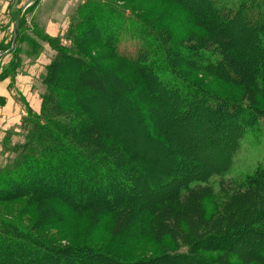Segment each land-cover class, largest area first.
I'll use <instances>...</instances> for the list:
<instances>
[{
    "label": "trees",
    "instance_id": "1",
    "mask_svg": "<svg viewBox=\"0 0 264 264\" xmlns=\"http://www.w3.org/2000/svg\"><path fill=\"white\" fill-rule=\"evenodd\" d=\"M187 7L191 15L204 23L208 31L217 37L218 42H215V45L209 46V41L207 47L199 44L197 49L172 46L138 13L129 10L125 5H119L115 0H87L78 6L81 24L77 26L72 22L71 44L69 47H59L56 50V56L52 58L43 75L42 84L45 85V90L42 96V112L33 114L27 109L21 129L18 132L9 131L13 133L7 134L2 142L5 151L1 155L4 159L0 161V200H5L6 196L15 197L23 194L40 207L48 204L50 216L47 219L50 220L59 218L56 205L65 206L74 213L93 210L95 207L102 208L108 211L103 213L120 216L123 226L117 233L121 241L141 238V225H145V222L156 214V209L149 210L146 214L148 210H140V204L137 206L132 204L135 195L131 192L135 191L136 187L131 181H138L145 171H150L148 166H156L158 161L151 158L149 165L141 163L139 158L143 156L147 160L148 156L143 155L142 151L132 154L122 144L119 136L123 135L124 130L113 129L117 124L119 125L116 119L118 116L115 119L110 118L105 109L110 100L108 95L114 93L117 97L119 94L106 77L111 66L105 67L102 58L94 59L83 48L89 43H94L100 48L104 47L109 50L113 59L121 63L119 66L121 70L122 67L129 73L133 70L130 78H134L135 83L130 85L129 89L132 90L130 97L142 108L141 111L146 119H156L154 111L162 108L161 100L168 94L180 97L181 104L175 103V108L179 109L180 105L183 108L177 110L175 116L180 123L190 118L193 122L192 117L204 110L205 103H209L212 109L225 106L222 108H228L230 113H225L226 118L234 119L240 116V112L244 113L238 110L239 102L232 99L220 101L214 94L202 90L199 85L187 80V75L181 71L177 62L183 58L184 66L189 65L192 69L214 74H226L230 76L226 77L227 79L237 81L230 65V61H233L231 59L236 55L231 50L234 45L227 46L222 40L224 35L228 36L225 27L232 25L237 17L243 15L248 17L252 14L249 23L253 20L256 22L252 23L254 26L250 32L254 33L255 46L264 53V0H198ZM22 27L21 20L19 36ZM110 35L112 38L108 40ZM92 36L96 39L93 40ZM124 36L131 40L141 37L137 41L134 40L138 50L134 51L133 55L120 49ZM37 37L47 41L44 32L36 33ZM144 37L147 41H143ZM38 48L41 49V46H35V49ZM16 68L19 69V65L13 67L12 75L17 72ZM259 69H257L258 74L254 69L257 75L254 76L253 84L263 89L264 75L261 74L263 69L261 67ZM3 76L7 74L0 75V78ZM140 96L141 100L148 97L146 100L149 103L141 101ZM59 101L65 103L64 109H57ZM194 102H198L199 107ZM244 109L253 120L252 126L258 124L261 128L264 125L263 111L258 112V108L252 105H245ZM235 122L237 126L241 124L239 119ZM226 126L230 128L228 123ZM150 127L153 128L152 125ZM94 133L104 135L108 139H103L104 143H102L100 139L95 138ZM242 136L243 133L232 134L230 144L223 148L225 150H218L219 155L225 156L222 158L223 161L227 154L228 161L231 160L232 154L240 147ZM108 140L112 142L108 143ZM233 143L234 147H232ZM103 144L104 146H101ZM111 149L115 150L113 155L110 153ZM122 153L125 154V162L120 158ZM126 160L129 164H126ZM88 170L93 173L86 172ZM142 170L140 176L134 173ZM174 176H170L168 180L171 181ZM244 177L247 188L235 193V200L238 197L236 202L239 206L230 207L234 212L232 216L234 223L224 225L218 234L208 233L205 239H192L188 242L190 244L188 248L166 255L178 260L173 264H241V262L245 264L241 259L248 257L247 255H253L255 260L264 263V164L257 165ZM199 181L210 182V179L191 183L187 181L183 186L180 183L175 184L176 187L172 184L168 189L176 190L175 193L164 195V202H158V206L173 200L177 202V197L188 193L187 190L191 191L203 185L196 183ZM55 183L63 184L61 191L49 190L45 186ZM205 185L210 186V184ZM84 187L87 193L80 191L77 193L76 190ZM96 194L100 195V198L92 202L88 200L81 204L76 200V198L81 199L82 196L93 197ZM103 196L104 198L106 196V199H102ZM240 206L242 208H239ZM132 227L136 229L131 230ZM238 240L245 243L258 240L259 243L253 248L245 249L243 244H238ZM210 242L215 243L216 246L213 247H216V250L228 254L227 259L221 258L220 255L213 261L202 257V251L213 250L212 247L210 248L212 244ZM195 244L199 247L195 248ZM82 247L80 248L78 244L75 246L52 244L47 238L28 229L16 218L0 213V258H2L0 262L5 260V257H11L12 262L9 261V264H38V262L86 264L83 259L95 263L97 261L94 258L99 255L119 263L128 262L122 258L118 260L114 257L115 253L106 250L102 251L86 245ZM235 251L241 253H237L240 258Z\"/></svg>",
    "mask_w": 264,
    "mask_h": 264
},
{
    "label": "rangeland",
    "instance_id": "2",
    "mask_svg": "<svg viewBox=\"0 0 264 264\" xmlns=\"http://www.w3.org/2000/svg\"><path fill=\"white\" fill-rule=\"evenodd\" d=\"M23 1L25 0H11L9 3L11 10L6 15L2 11L4 3L0 0V52H7L12 47L14 35L11 33L10 27L15 20L14 14ZM39 1L38 6L35 8V13V9L30 13L27 11L26 18L22 19L21 34L19 36L18 33L17 44L11 54L0 56V75L7 74V76H11L15 65H19V69L16 68L18 72L22 68L23 62L25 61L26 63L28 56L33 58L38 56L40 52L45 51L40 48L35 49V46L40 45L42 47V43H48L51 48L45 52L48 53L50 58H53L56 56V50L59 47H69L71 44L70 28L72 22L77 26L81 24V14L79 15L78 13V5L72 6L75 4L72 3L71 8L65 14L69 15V20H71L68 32L64 36L55 39L46 35V41L40 37L36 38V33L40 34L43 32L42 25L48 20V16L52 14L48 9L51 7L52 1ZM115 1L119 5H125L134 13H138L150 24L153 30L161 33L172 46H188L197 49L199 44L207 47L209 41V46L218 42L217 37L208 31L207 26L196 20L189 12L187 6L196 3L198 0ZM62 8L64 7L62 6ZM250 16L237 17L232 25L225 27L228 36L224 35L222 39L227 46L228 44L234 45L231 50L236 55L234 54L235 56L231 59L233 61H230V65L237 81L227 79L226 77L230 76L226 74H214L192 69L189 65L184 66L183 58L177 62L181 71L187 75V80L197 86L199 85L202 90L214 94L220 101H229L230 99L238 101V110L244 113L240 112V116L234 119L226 118L225 113H230L228 108H222L225 106L212 109L208 105L209 103H205L204 105L202 104L204 110L199 114H194L192 117L193 122H191L190 118L186 121L182 120L180 123L175 119L177 110H183L181 105L179 109L175 108V103L181 104L180 97L170 94L161 100L162 108H157L154 111L156 119H146L141 111L142 108L130 97L132 91L129 89L130 85L135 83V79L130 78L133 70L130 71L131 74L123 67L121 70L119 68L121 63L113 59L109 50L104 47L100 48L94 43H89L88 46L83 48L94 59L102 58L105 67L111 66L106 73L108 74L106 77L112 88L114 87L119 94L116 93L117 97L114 93L108 95L110 100H108V105L105 109L106 114L110 118L115 119L118 116L116 119H118L117 123L119 125L117 124L113 129L115 131L124 130L125 134L123 133V135L119 136L122 144L132 154L142 151L143 155H147V160L143 156L139 158L141 163L149 165L152 160L158 161L156 166L149 165L150 171H145L142 177L140 173H143V170L134 172L140 176V179L131 181V183H135L136 187V190L131 192L135 195L132 204L135 206L140 204V210H148L146 214L149 213V210L156 209V214L150 217L145 222V225L141 223L142 236H140V239L121 241L117 233L123 226L120 216L103 213L108 211L97 207L93 210H85L82 213H74L65 206L56 205L59 218L50 220L47 219L50 216L48 204L40 207L28 197L19 194L15 197L12 195L6 196L5 200H0V213L16 218L25 224L28 229L40 234L41 237L47 238L52 244H71L72 246L78 244L80 248H83L82 245H86L91 248H98V250L115 253L117 256L115 255L114 257L118 260L122 258L128 261L119 263L114 259L99 255L94 258L97 261L95 263L88 259H83L86 264H173L178 260H173L170 257H166V255L177 252L179 249L181 251L183 248H188L190 245L188 242L192 239H205L208 233L218 234L224 225L233 224L232 216L234 212L233 210L231 211L230 207L232 205L234 206L233 208L236 205L239 206L238 202H236L238 197L235 200V193H240L247 188L244 175L255 169L257 165L264 164V125L261 128L258 124L252 126L253 120L244 109L245 105H252L258 108V112H264V87L263 89L260 88L262 91L253 84L254 76L259 72H257V69L260 70L259 68L261 67L263 73H260L264 75V53L258 46H255L254 33L250 32V30L254 26L252 23L254 24L256 20L249 23L253 15L251 14ZM33 17L34 19H32ZM92 38L93 40L94 38L96 39L93 36ZM111 38L112 36L110 35L108 40ZM140 38L131 40L124 36L120 49L129 55H133L132 53L138 50V45L136 46L135 42ZM143 41H147V38L144 37ZM224 44L223 48H225ZM47 66L42 71L41 69L39 70L41 75L37 86L40 89L41 96H43L45 90V85L42 83ZM254 69H256L257 74L254 73ZM262 85L264 86V82ZM146 99L141 100L140 96L141 101L149 103ZM194 103L199 107L198 102ZM56 107L57 109H64L65 103L59 101ZM191 107L193 109V105ZM236 119H239L241 123L238 126L235 122ZM226 123L230 126L229 129ZM151 125L155 129H151ZM9 133L13 132H7L5 135L0 133V161L4 159V156L2 158L1 155L5 151L2 142ZM234 133H243L240 147L232 154L230 161H228V154L223 161L222 158L225 156L219 155L218 150H225L223 149L225 148L224 146L230 144L231 135ZM93 135L96 139H100L102 143H104L103 139H108L99 133H94ZM110 142L112 141L108 140V143ZM94 144L91 145L95 146ZM101 146H104V144ZM232 147H234V143ZM119 150L121 152V147ZM114 152V149L110 150L112 155ZM124 155L123 153L120 155L122 162H125ZM151 158L153 159L151 160ZM127 162L126 160V164H129ZM165 163L167 166H162ZM81 172L80 170L79 173ZM86 172L93 173L89 170ZM173 175H175L174 178L169 181L168 178ZM147 178L151 179L148 180ZM201 179H210V182H196L203 185L191 191L187 190L188 193H183L177 197V202L173 200L169 203H163L162 206L160 205L161 207L158 206V202H164V195L175 193L174 191L176 190L171 191L168 189L172 184L175 187L179 183L183 186L184 182L189 181L191 183ZM205 184H210V186ZM132 185L134 186V184ZM45 186L49 190L53 189L59 192L63 184H45ZM125 186L127 185L125 184ZM85 189V187L79 188L76 191H78L77 193L79 191L87 193ZM84 197L82 196L81 199L76 198V200H79L81 204L88 200L92 202V200L100 198V195ZM104 199H106V196ZM239 208H242V206ZM135 229L134 227L131 228V230ZM238 241V244H243L245 249L253 248L259 243L258 240L249 241L251 243ZM210 243H212L210 248L212 247L213 250L202 251V257L213 261L220 255L221 258L227 259L228 254L216 250V247H213L216 246L214 242ZM217 246L223 247L224 245ZM196 247L199 246L195 244ZM235 253L241 254L236 251ZM247 256L241 259L245 264H264L255 260L253 255ZM11 259V257H5V260L0 262V264H9ZM234 260L233 258L232 261ZM88 261L89 263H87ZM38 264H41V262H38Z\"/></svg>",
    "mask_w": 264,
    "mask_h": 264
},
{
    "label": "crops",
    "instance_id": "3",
    "mask_svg": "<svg viewBox=\"0 0 264 264\" xmlns=\"http://www.w3.org/2000/svg\"><path fill=\"white\" fill-rule=\"evenodd\" d=\"M1 1L4 3V5L2 6V11L7 15V13H10L11 10V5H9L11 0ZM28 1L29 0L23 1L17 12L14 14L15 20L10 27L11 33L13 35L15 33L17 18ZM51 1V7L48 9L52 14L48 16V20L45 21L42 25V30L44 29V34L49 38L55 39L64 36L70 28L71 20H69V15L65 14L71 8L72 3H75L72 6H79L80 4L85 3L87 0ZM39 2V0H35L24 11L21 20L23 18H26L25 15L27 11H29V13L32 12V10H34L38 6ZM59 5H62L64 8ZM35 11L36 9L34 10V13ZM32 19H34V17ZM50 48L51 47L48 43H42L41 49L46 51ZM8 51L6 53H0V56H6L7 54L10 55L11 51L9 53ZM45 51L40 52L38 56L33 58H30L31 56H28L26 58V63L24 61L22 64V68L17 73L15 72L14 75L3 76L2 78H0V133L5 135L9 131L18 132L21 128L22 121L26 116L27 109L33 114H40L42 112L43 98L41 96L40 89L37 86V84L39 83V76L41 75L39 73V70L41 69L42 71L43 68H45V66H47L52 59ZM36 88H38L39 90Z\"/></svg>",
    "mask_w": 264,
    "mask_h": 264
},
{
    "label": "water",
    "instance_id": "4",
    "mask_svg": "<svg viewBox=\"0 0 264 264\" xmlns=\"http://www.w3.org/2000/svg\"><path fill=\"white\" fill-rule=\"evenodd\" d=\"M35 0H29L26 5L24 6V8L22 9V11L20 12L18 18H17V21H16V26H15V33H14V39H13V44H12V47L9 49L8 53L10 51H12L14 48H15V45H16V41H17V37H18V30H19V24H20V21H21V18L24 14V11L34 2ZM0 53H6V52H0Z\"/></svg>",
    "mask_w": 264,
    "mask_h": 264
}]
</instances>
